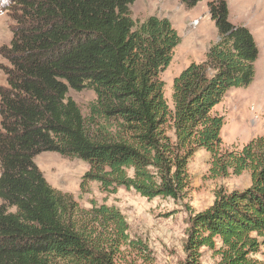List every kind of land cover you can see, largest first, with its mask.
Segmentation results:
<instances>
[{
	"label": "trees",
	"instance_id": "1",
	"mask_svg": "<svg viewBox=\"0 0 264 264\" xmlns=\"http://www.w3.org/2000/svg\"><path fill=\"white\" fill-rule=\"evenodd\" d=\"M179 1L190 9L200 0ZM134 2L16 0L21 15L0 88V264H115L122 244L147 250L128 241L116 210H81L52 188L34 162L38 154L87 163L81 189L95 182L102 191L177 201L200 149L210 155L212 177L247 171L250 186L219 189L208 208L190 216L186 264H200L202 248L218 264H262L254 255L264 250V135L223 152L224 118L212 112L228 90L254 80V38L229 21L224 0L209 1L217 41L173 79L170 108L161 75L180 37L166 18L133 20ZM70 90L94 93L87 114Z\"/></svg>",
	"mask_w": 264,
	"mask_h": 264
},
{
	"label": "rangeland",
	"instance_id": "2",
	"mask_svg": "<svg viewBox=\"0 0 264 264\" xmlns=\"http://www.w3.org/2000/svg\"><path fill=\"white\" fill-rule=\"evenodd\" d=\"M200 0L193 8H186L179 0H135L130 6L133 20L143 21L150 16L166 18L180 37L173 51L169 66L162 73L164 97L172 107V83L183 69L194 62H202L211 43L217 41L214 23L207 12V3ZM229 10V21L246 27L258 48L255 76L245 88L230 89L212 112L224 118L220 131L223 152L240 151L251 140L264 135V0H224ZM21 12L16 0H0V88L6 87L5 69L9 62L5 50L9 48L13 30ZM197 21V25H194ZM82 114H87L88 104L95 95L90 90L69 91ZM210 155L198 150L189 159L187 170L189 187L180 200L157 197L151 200L133 190L117 188L113 192L102 191L95 182L81 189L82 176L88 164L62 157L57 153L43 152L34 158L35 164L48 184L70 195L79 209L89 211L106 206L121 214L128 229V241L144 244L151 260H144V253H136L127 245H120L115 264H186L184 253L189 218L208 208L215 191L244 190L250 186L249 173L235 176L212 177L209 173ZM200 264H218L219 258L212 251L202 248ZM264 264V250L254 255Z\"/></svg>",
	"mask_w": 264,
	"mask_h": 264
},
{
	"label": "built area",
	"instance_id": "3",
	"mask_svg": "<svg viewBox=\"0 0 264 264\" xmlns=\"http://www.w3.org/2000/svg\"><path fill=\"white\" fill-rule=\"evenodd\" d=\"M194 25H197V21H194Z\"/></svg>",
	"mask_w": 264,
	"mask_h": 264
},
{
	"label": "crops",
	"instance_id": "4",
	"mask_svg": "<svg viewBox=\"0 0 264 264\" xmlns=\"http://www.w3.org/2000/svg\"><path fill=\"white\" fill-rule=\"evenodd\" d=\"M195 63H198V62H195Z\"/></svg>",
	"mask_w": 264,
	"mask_h": 264
}]
</instances>
